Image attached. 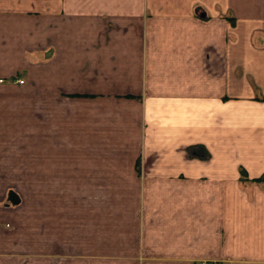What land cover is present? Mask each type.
I'll list each match as a JSON object with an SVG mask.
<instances>
[{"label":"crops","instance_id":"0c3cea01","mask_svg":"<svg viewBox=\"0 0 264 264\" xmlns=\"http://www.w3.org/2000/svg\"><path fill=\"white\" fill-rule=\"evenodd\" d=\"M1 79L0 264H264V0H0Z\"/></svg>","mask_w":264,"mask_h":264},{"label":"rangeland","instance_id":"374dc122","mask_svg":"<svg viewBox=\"0 0 264 264\" xmlns=\"http://www.w3.org/2000/svg\"><path fill=\"white\" fill-rule=\"evenodd\" d=\"M14 189L25 193L26 190L35 189L36 191L42 192V183H13Z\"/></svg>","mask_w":264,"mask_h":264},{"label":"built area","instance_id":"2783aa9c","mask_svg":"<svg viewBox=\"0 0 264 264\" xmlns=\"http://www.w3.org/2000/svg\"><path fill=\"white\" fill-rule=\"evenodd\" d=\"M0 81L3 82V79H1ZM17 82H19V83H24V80L19 79V80H17ZM201 264H220V263H219V262L204 261V262H202Z\"/></svg>","mask_w":264,"mask_h":264}]
</instances>
